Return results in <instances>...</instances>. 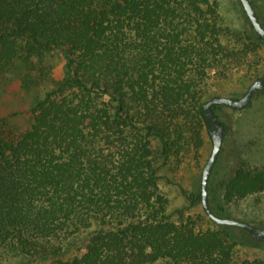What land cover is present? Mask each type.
I'll return each mask as SVG.
<instances>
[{
    "label": "trees",
    "instance_id": "obj_1",
    "mask_svg": "<svg viewBox=\"0 0 264 264\" xmlns=\"http://www.w3.org/2000/svg\"><path fill=\"white\" fill-rule=\"evenodd\" d=\"M255 34L226 26L213 0H0V69L65 58L32 125L0 124V264H232L236 228L169 219L156 163L199 154L209 88L252 65ZM221 188L226 203L264 193V170L243 162Z\"/></svg>",
    "mask_w": 264,
    "mask_h": 264
},
{
    "label": "rangeland",
    "instance_id": "obj_2",
    "mask_svg": "<svg viewBox=\"0 0 264 264\" xmlns=\"http://www.w3.org/2000/svg\"><path fill=\"white\" fill-rule=\"evenodd\" d=\"M219 4L224 24L237 33H257L252 26L241 0H213ZM264 26V0H250ZM256 35V34H255ZM257 42V40H255ZM252 43L255 53L251 55L252 65L232 73L229 80L215 81L210 86L215 96L242 98L250 86L264 75V42ZM65 74V58L61 52L41 57L17 58L11 65L0 69V124H6V131L20 134L33 123L32 106L52 91ZM212 97V98H213ZM207 99L206 101H208ZM216 115L226 125L223 147L209 181V202L220 217L247 222L264 228V193L249 196L235 203L223 200L221 183L235 173L246 162L250 167L264 170V90L259 91L245 109L219 105ZM204 146L198 155L187 158L180 166L172 160L157 159L159 187L168 199L169 219L180 222L192 218L200 224L206 223L202 199L203 170L212 154L211 131L204 130ZM157 149V146H155ZM196 200V202L194 201ZM231 231L239 243L232 264H264V242L253 240L244 229L235 227ZM95 228L70 238L64 250L65 259L73 257L78 246L94 233ZM3 264H54V259L23 261L13 257ZM155 264H170L160 261Z\"/></svg>",
    "mask_w": 264,
    "mask_h": 264
},
{
    "label": "water",
    "instance_id": "obj_3",
    "mask_svg": "<svg viewBox=\"0 0 264 264\" xmlns=\"http://www.w3.org/2000/svg\"><path fill=\"white\" fill-rule=\"evenodd\" d=\"M241 3L255 31L264 41V26L261 23L258 14L253 8L250 0H241ZM262 90H264V75L260 79L256 80L250 86V88L242 98L235 99V98H227L222 96H215L205 103L204 115L206 120L210 122L211 138L213 141V151L203 170L202 189H201V199H202L203 208L206 214L208 215V217L212 221H214L216 224L220 226H231V227L242 228L247 232H249V234L253 237L254 240L259 242H264V228L254 226L252 224L240 220L223 218L217 216L213 212L209 202V181L211 174L214 170V167L217 163V160L220 156L224 143V138L227 133L226 128L222 125L219 118L212 111V107L214 105H228L238 110L245 109L246 107L249 106L252 98L259 91Z\"/></svg>",
    "mask_w": 264,
    "mask_h": 264
}]
</instances>
